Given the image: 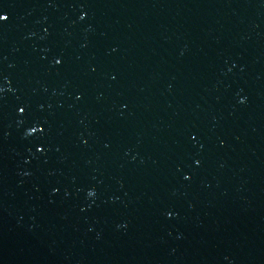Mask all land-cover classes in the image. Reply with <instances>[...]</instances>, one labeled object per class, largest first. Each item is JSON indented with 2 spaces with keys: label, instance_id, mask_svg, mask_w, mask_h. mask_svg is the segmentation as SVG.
Masks as SVG:
<instances>
[{
  "label": "water",
  "instance_id": "obj_1",
  "mask_svg": "<svg viewBox=\"0 0 264 264\" xmlns=\"http://www.w3.org/2000/svg\"><path fill=\"white\" fill-rule=\"evenodd\" d=\"M0 264H264V0H0Z\"/></svg>",
  "mask_w": 264,
  "mask_h": 264
}]
</instances>
